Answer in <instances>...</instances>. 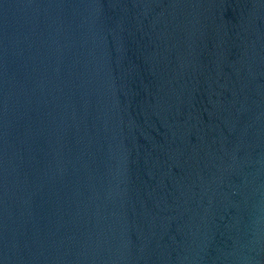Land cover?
Wrapping results in <instances>:
<instances>
[{
	"label": "water",
	"instance_id": "1",
	"mask_svg": "<svg viewBox=\"0 0 264 264\" xmlns=\"http://www.w3.org/2000/svg\"><path fill=\"white\" fill-rule=\"evenodd\" d=\"M0 264H264V0H0Z\"/></svg>",
	"mask_w": 264,
	"mask_h": 264
}]
</instances>
